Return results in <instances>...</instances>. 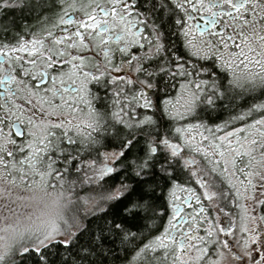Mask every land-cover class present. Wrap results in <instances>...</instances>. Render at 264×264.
Listing matches in <instances>:
<instances>
[{"label": "snow or ice", "instance_id": "snow-or-ice-1", "mask_svg": "<svg viewBox=\"0 0 264 264\" xmlns=\"http://www.w3.org/2000/svg\"><path fill=\"white\" fill-rule=\"evenodd\" d=\"M0 264H264V0H0Z\"/></svg>", "mask_w": 264, "mask_h": 264}, {"label": "trees", "instance_id": "trees-1", "mask_svg": "<svg viewBox=\"0 0 264 264\" xmlns=\"http://www.w3.org/2000/svg\"><path fill=\"white\" fill-rule=\"evenodd\" d=\"M23 19H24V22H25V23H32V22H34L33 19H32V17H24ZM17 20H18V22H19V20H20L19 15H17ZM221 115H222L224 118H226L227 115H228V113H227V112H223ZM214 118H215V117H214ZM217 122H219V121H217Z\"/></svg>", "mask_w": 264, "mask_h": 264}]
</instances>
